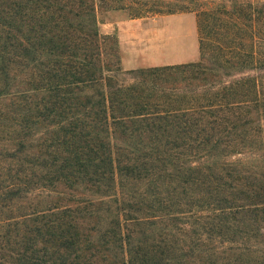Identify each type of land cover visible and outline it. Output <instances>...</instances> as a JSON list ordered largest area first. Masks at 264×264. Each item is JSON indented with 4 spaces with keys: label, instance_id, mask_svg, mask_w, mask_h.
Here are the masks:
<instances>
[{
    "label": "trees",
    "instance_id": "trees-1",
    "mask_svg": "<svg viewBox=\"0 0 264 264\" xmlns=\"http://www.w3.org/2000/svg\"><path fill=\"white\" fill-rule=\"evenodd\" d=\"M94 3L0 0L1 260L264 264V0L168 5L198 61L127 72Z\"/></svg>",
    "mask_w": 264,
    "mask_h": 264
},
{
    "label": "rangeland",
    "instance_id": "rangeland-1",
    "mask_svg": "<svg viewBox=\"0 0 264 264\" xmlns=\"http://www.w3.org/2000/svg\"><path fill=\"white\" fill-rule=\"evenodd\" d=\"M114 1L95 0L96 23L100 34L114 35L117 39V55L122 71L198 61L195 13L166 11L171 8L168 5L181 6L184 0H121L123 9L112 10ZM220 1L201 0L211 5ZM103 6L107 8L103 9ZM103 52L110 57L108 46L104 47ZM1 199L0 195V236L11 228L8 225L12 218L21 211L15 209V201ZM24 203L21 202V205L24 206ZM1 254L3 252L0 250ZM0 264L8 263L0 258Z\"/></svg>",
    "mask_w": 264,
    "mask_h": 264
}]
</instances>
